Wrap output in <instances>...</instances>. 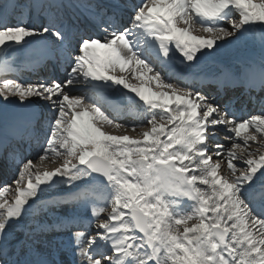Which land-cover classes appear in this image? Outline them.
I'll use <instances>...</instances> for the list:
<instances>
[{
  "label": "snow or ice",
  "instance_id": "snow-or-ice-1",
  "mask_svg": "<svg viewBox=\"0 0 264 264\" xmlns=\"http://www.w3.org/2000/svg\"><path fill=\"white\" fill-rule=\"evenodd\" d=\"M257 28L264 0H0V264H264V57L216 94L172 71ZM25 51L63 77L15 78Z\"/></svg>",
  "mask_w": 264,
  "mask_h": 264
}]
</instances>
